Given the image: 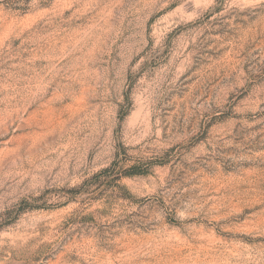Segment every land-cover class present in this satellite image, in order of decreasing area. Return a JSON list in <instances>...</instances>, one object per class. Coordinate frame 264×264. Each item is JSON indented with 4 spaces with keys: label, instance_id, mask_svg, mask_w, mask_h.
<instances>
[{
    "label": "rangeland",
    "instance_id": "rangeland-1",
    "mask_svg": "<svg viewBox=\"0 0 264 264\" xmlns=\"http://www.w3.org/2000/svg\"><path fill=\"white\" fill-rule=\"evenodd\" d=\"M0 264H264V0H0Z\"/></svg>",
    "mask_w": 264,
    "mask_h": 264
}]
</instances>
